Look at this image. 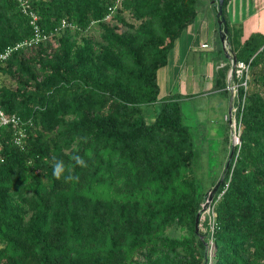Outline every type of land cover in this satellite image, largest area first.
I'll use <instances>...</instances> for the list:
<instances>
[{"label": "trees", "instance_id": "trees-1", "mask_svg": "<svg viewBox=\"0 0 264 264\" xmlns=\"http://www.w3.org/2000/svg\"><path fill=\"white\" fill-rule=\"evenodd\" d=\"M199 1L121 0L111 15L123 31L105 21L115 0L30 1L40 34L55 35L0 62V107L25 132L18 145L0 128V264H264V35L234 50L248 79H234L233 148L225 132L203 152L182 95L160 96L158 71ZM30 21L0 0V52L32 36ZM95 25L98 39L85 34Z\"/></svg>", "mask_w": 264, "mask_h": 264}, {"label": "crops", "instance_id": "crops-1", "mask_svg": "<svg viewBox=\"0 0 264 264\" xmlns=\"http://www.w3.org/2000/svg\"><path fill=\"white\" fill-rule=\"evenodd\" d=\"M197 7L193 22L175 40L165 65L173 68L174 77L177 70L182 71L179 72V78L174 86V89L177 87V92L172 90L160 96L178 93L182 95L179 100L183 103L188 99L196 98L195 96L202 98L213 94L218 96L225 94L226 98L219 97V100L222 102L223 117L229 120L228 108L232 94L228 85L232 58L226 56L219 38L216 1L200 0ZM224 18L231 45L230 53L234 55V50L252 33L260 32L264 35V0H227ZM202 44L206 46L202 47ZM171 59L173 64L170 63ZM226 63L229 64V68L222 79L219 68ZM191 111L197 112L195 108Z\"/></svg>", "mask_w": 264, "mask_h": 264}, {"label": "rangeland", "instance_id": "rangeland-1", "mask_svg": "<svg viewBox=\"0 0 264 264\" xmlns=\"http://www.w3.org/2000/svg\"><path fill=\"white\" fill-rule=\"evenodd\" d=\"M115 13L116 12H114L113 15ZM123 14L126 17L127 21H132L131 15L128 11H123ZM113 15L105 19V21L112 24H117L118 31L125 30L126 26L117 21V19ZM85 34H92L97 39L99 38V30L97 29L96 25L93 28L89 29ZM170 63H174L173 59L170 60ZM180 71L181 69L177 70V73L174 77L173 68L169 65L162 67L159 70L158 81L160 84V94H164L166 92L168 93L172 90L177 92V87L174 89V86L177 78H179L178 74ZM195 97L196 98L188 99V101L182 103L183 121L190 126V129L194 137L196 138V143L200 148H203V152H205L204 148H216L217 150H219L220 146L222 145V142L220 141L223 140V135L225 132H227L228 134L229 143L231 145L237 144V142H235V135H237L235 134V131L237 133L239 132V126L236 122V119L233 116L231 123H229V120L227 121V117L225 119L222 114L223 107L221 104L222 102H220L219 100V97L224 99L226 98L225 94H220L219 96L213 94L202 98L201 96ZM194 108L197 112L191 111V109ZM200 163H202L203 165L202 168L205 169V154H203V158L202 160H200ZM202 168L198 169L199 174L203 170ZM202 178L205 179L207 178V176ZM210 204L211 201L209 203V206ZM209 206L204 210L202 214L204 215V213L207 214L210 212V214L214 216V213L211 211V209H209ZM167 234L172 237H176L181 234V232L178 229H172L168 230Z\"/></svg>", "mask_w": 264, "mask_h": 264}, {"label": "built area", "instance_id": "built-area-1", "mask_svg": "<svg viewBox=\"0 0 264 264\" xmlns=\"http://www.w3.org/2000/svg\"><path fill=\"white\" fill-rule=\"evenodd\" d=\"M30 1L31 0H18L23 11L28 12L31 16L30 22L33 25L34 33L32 34L31 37L24 38L11 45H6L5 48L0 52V62L6 60L9 57V55H11V53L14 52L15 50L22 49V48H29L32 45L40 42L41 40H44V41L53 40V36L55 34H50L49 36L40 34L39 27L37 24L38 16L33 11L30 10V7H31ZM120 5H121V0H115V4L113 8L110 9L111 11L110 14L107 15L105 19L109 18L110 15L114 13L116 8H118ZM67 26H69L68 23L65 20H62L57 31L63 28H66ZM204 46H206V44H202V47ZM230 65H231V68L229 71V78H230L229 82L230 83L228 85V89L231 92L232 96L234 97L237 91V86H238V83H236L234 79L235 77L239 78L243 74H245V80L242 82V84L246 85V80L248 79V64L242 61H236L234 63V61L231 59ZM6 126L7 127L11 126L14 129L13 130L14 141L16 144L21 145L22 138L25 135L24 127H23L21 119L13 113L5 112L0 107V128L6 127ZM235 134H237L235 135V142L239 143V140L237 139V137L240 133L239 132L237 133L235 131ZM209 254L210 255L212 254V243L209 246Z\"/></svg>", "mask_w": 264, "mask_h": 264}, {"label": "water", "instance_id": "water-1", "mask_svg": "<svg viewBox=\"0 0 264 264\" xmlns=\"http://www.w3.org/2000/svg\"><path fill=\"white\" fill-rule=\"evenodd\" d=\"M223 5H224V0H216V19H217V30H218V34H219V38L222 44V47L225 51L226 56L229 58L231 57L232 60L234 61V63L236 62V58L234 55H231V48H230V40H229V36H228V32H227V28H226V24H225V18L223 15ZM233 96L230 100L229 103V108H228V114H229V123H231L232 120V109H233ZM237 139L239 140V135L237 137ZM234 144H232V148H233ZM217 185H215L212 189H210L209 191H207L204 195V204L201 208V210L199 211L198 215L196 216L195 219V231L198 232L199 229V219H200V213H203L204 210L206 208H208L210 201H212L214 194L216 193L217 190Z\"/></svg>", "mask_w": 264, "mask_h": 264}, {"label": "clouds", "instance_id": "clouds-1", "mask_svg": "<svg viewBox=\"0 0 264 264\" xmlns=\"http://www.w3.org/2000/svg\"><path fill=\"white\" fill-rule=\"evenodd\" d=\"M73 160L75 161V163L81 167L86 166L85 165V161L80 157V156H74ZM3 161H0V163H2ZM65 171V167L63 164V161L57 160L53 166V176L55 179L59 180L61 179L62 174ZM73 179V177L71 175H68L65 177V182H69Z\"/></svg>", "mask_w": 264, "mask_h": 264}]
</instances>
